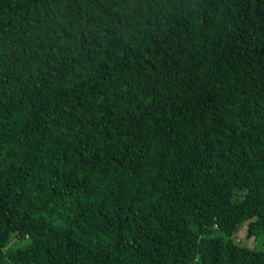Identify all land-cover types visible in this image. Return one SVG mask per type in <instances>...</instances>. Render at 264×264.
<instances>
[{
    "label": "trees",
    "instance_id": "trees-1",
    "mask_svg": "<svg viewBox=\"0 0 264 264\" xmlns=\"http://www.w3.org/2000/svg\"><path fill=\"white\" fill-rule=\"evenodd\" d=\"M0 264H264V0H0Z\"/></svg>",
    "mask_w": 264,
    "mask_h": 264
},
{
    "label": "rangeland",
    "instance_id": "rangeland-1",
    "mask_svg": "<svg viewBox=\"0 0 264 264\" xmlns=\"http://www.w3.org/2000/svg\"><path fill=\"white\" fill-rule=\"evenodd\" d=\"M245 236H246V225L244 224L243 226H241V228L235 235L236 242H239L240 244H245L249 247H253L254 245H256V242L254 241L253 238L247 239Z\"/></svg>",
    "mask_w": 264,
    "mask_h": 264
}]
</instances>
